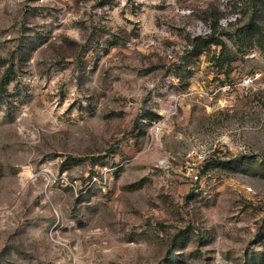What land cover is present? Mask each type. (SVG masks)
I'll list each match as a JSON object with an SVG mask.
<instances>
[{
    "label": "rangeland",
    "instance_id": "obj_1",
    "mask_svg": "<svg viewBox=\"0 0 264 264\" xmlns=\"http://www.w3.org/2000/svg\"><path fill=\"white\" fill-rule=\"evenodd\" d=\"M0 264H264V0H0Z\"/></svg>",
    "mask_w": 264,
    "mask_h": 264
},
{
    "label": "built area",
    "instance_id": "obj_2",
    "mask_svg": "<svg viewBox=\"0 0 264 264\" xmlns=\"http://www.w3.org/2000/svg\"><path fill=\"white\" fill-rule=\"evenodd\" d=\"M258 78L259 74H251V75H246L240 79V81L237 83V87L239 88L240 91L243 93L247 94L253 90L256 89L257 83H258ZM216 93V91H215ZM183 97V95H178V96H172L171 101H174L175 106L171 108H174L175 110L178 108L179 105V100ZM129 105H133L132 102H129Z\"/></svg>",
    "mask_w": 264,
    "mask_h": 264
},
{
    "label": "trees",
    "instance_id": "obj_3",
    "mask_svg": "<svg viewBox=\"0 0 264 264\" xmlns=\"http://www.w3.org/2000/svg\"><path fill=\"white\" fill-rule=\"evenodd\" d=\"M216 44L221 46V45H224V42L222 40H218V41H216Z\"/></svg>",
    "mask_w": 264,
    "mask_h": 264
}]
</instances>
